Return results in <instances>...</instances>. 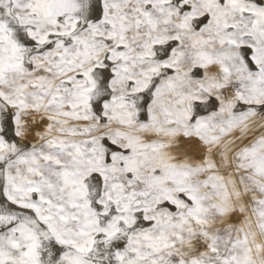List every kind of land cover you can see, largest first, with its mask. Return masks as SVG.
Wrapping results in <instances>:
<instances>
[{"label": "snow or ice", "instance_id": "6c2138e0", "mask_svg": "<svg viewBox=\"0 0 264 264\" xmlns=\"http://www.w3.org/2000/svg\"><path fill=\"white\" fill-rule=\"evenodd\" d=\"M0 264H264V0H0Z\"/></svg>", "mask_w": 264, "mask_h": 264}]
</instances>
